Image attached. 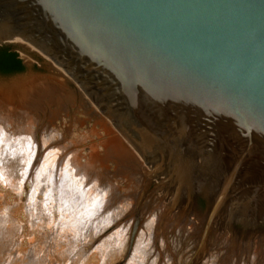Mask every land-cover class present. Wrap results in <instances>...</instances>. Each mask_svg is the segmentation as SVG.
Listing matches in <instances>:
<instances>
[{
  "label": "water",
  "instance_id": "1",
  "mask_svg": "<svg viewBox=\"0 0 264 264\" xmlns=\"http://www.w3.org/2000/svg\"><path fill=\"white\" fill-rule=\"evenodd\" d=\"M1 48L24 67L2 99L32 108L61 68L173 211L264 253V0H0Z\"/></svg>",
  "mask_w": 264,
  "mask_h": 264
},
{
  "label": "bare ground",
  "instance_id": "2",
  "mask_svg": "<svg viewBox=\"0 0 264 264\" xmlns=\"http://www.w3.org/2000/svg\"><path fill=\"white\" fill-rule=\"evenodd\" d=\"M54 68L72 85L49 78L32 108L0 96V264H176L170 237L196 239L197 219L171 209L146 157ZM217 232H202L193 264H264L229 235L213 249Z\"/></svg>",
  "mask_w": 264,
  "mask_h": 264
},
{
  "label": "rangeland",
  "instance_id": "3",
  "mask_svg": "<svg viewBox=\"0 0 264 264\" xmlns=\"http://www.w3.org/2000/svg\"><path fill=\"white\" fill-rule=\"evenodd\" d=\"M197 221V220H196ZM198 222V221H197ZM198 224H199V222H198ZM190 227V226H189ZM199 231H201V234L202 235H200L199 237H197L196 239L195 238H193V239H190V241H187V239L185 238L186 236H184L183 237V235L182 234H180V232H179V230L178 229H176V232L178 233V235H177V233H175L174 234V236H171L170 237V241H171V247H170V250L173 252V253H175V255L177 256V263L176 264H190V263H192L193 264V261H191L190 259V256L191 255H193V253L195 254L196 253V246H197V242L198 243H200V241L202 240V237H203V233H204V231L206 230V229H204L200 224H199ZM190 229V228H189ZM201 229V230H200ZM203 232V233H202ZM218 234H220L221 235V237L219 236V240H218V243H217V241L215 242L216 244H214L213 245V249L215 248V250H217V249H220V250H217V251H223V249H225L223 252H225V251H227L228 250V247H229V238H230V234H225V233H221V232H217ZM222 235H223V237H222ZM229 235V236H228ZM229 238H228V237ZM178 237H180V238H178ZM183 237V238H182ZM224 237H225V239H224ZM174 238V239H173ZM185 238V239H184ZM182 239H183V241H182ZM189 239V238H188ZM195 239V240H194ZM216 239H217V237H216ZM222 239V240H221ZM228 240V241H227ZM187 241V242H186ZM220 241H222V242H220ZM225 241H227V242H225ZM196 242V243H195ZM223 243V244H222ZM173 244V245H172ZM218 244V245H217ZM220 244H222V246H220ZM217 245V246H216ZM224 245H226L225 247H224ZM218 246H219V248H218ZM222 247H224L223 249H222ZM252 249H254V248H252ZM158 261V260H157ZM121 264H123V262L121 263ZM159 264V263H158Z\"/></svg>",
  "mask_w": 264,
  "mask_h": 264
},
{
  "label": "trees",
  "instance_id": "4",
  "mask_svg": "<svg viewBox=\"0 0 264 264\" xmlns=\"http://www.w3.org/2000/svg\"><path fill=\"white\" fill-rule=\"evenodd\" d=\"M24 69L21 59L18 58V54L9 51L8 48L0 49V73L12 74L22 71Z\"/></svg>",
  "mask_w": 264,
  "mask_h": 264
}]
</instances>
